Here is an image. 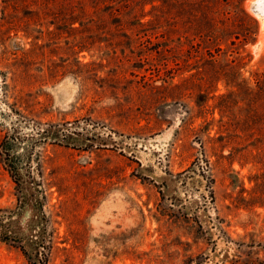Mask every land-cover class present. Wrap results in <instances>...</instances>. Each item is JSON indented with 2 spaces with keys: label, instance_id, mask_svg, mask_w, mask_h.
<instances>
[{
  "label": "rangeland",
  "instance_id": "374dc122",
  "mask_svg": "<svg viewBox=\"0 0 264 264\" xmlns=\"http://www.w3.org/2000/svg\"><path fill=\"white\" fill-rule=\"evenodd\" d=\"M251 2L218 10L239 35L216 47L186 19L99 27L77 0H0V216L33 171L19 226L36 224L44 264H264V202L247 204L264 166L238 159L255 96L239 87L264 76ZM37 259L0 236V264Z\"/></svg>",
  "mask_w": 264,
  "mask_h": 264
},
{
  "label": "trees",
  "instance_id": "16d2710c",
  "mask_svg": "<svg viewBox=\"0 0 264 264\" xmlns=\"http://www.w3.org/2000/svg\"><path fill=\"white\" fill-rule=\"evenodd\" d=\"M77 5L85 9L83 14V20L90 22L94 20H99V27L102 24L106 25L102 19H112L117 20L119 25H123V20L139 22L146 18L147 16L153 15L154 21L164 24V18H180L181 20L186 19L188 28L185 30L174 26L175 29L182 32V35L188 38L200 39L206 44L219 47L225 41L232 40L235 34H238L236 30L238 26L232 27V29H217L214 25L215 18H218V10H237V12L246 14L243 9V2L246 0H83L80 5L79 0H77ZM153 5L152 12H146V5ZM93 9L94 14L88 13L87 9ZM201 13V14H199ZM189 18V20L187 19ZM238 18V17H237ZM236 21V19H234ZM166 22V21H165ZM237 22V21H236ZM138 23V24H139ZM177 31V33H178ZM239 35V34H238ZM210 51V49H208ZM206 50V51H208ZM198 52V51H197ZM241 92L251 96L255 93V96L251 101L252 111L247 114L239 124V136L238 139H243L244 144L240 145L241 150L239 161L247 163L250 156L253 162L264 166V76H259L257 78L256 88L251 90L247 82L244 80L239 87ZM241 95V94H240ZM239 95V96H240ZM257 151L254 153V151ZM252 155L253 153L255 155ZM4 165L9 168L12 175V161H4ZM25 167V166H24ZM23 168V167H22ZM18 168L20 173H22L23 182L25 186V194L29 195V192H34L37 189L38 180L34 172L26 170V168ZM33 168V167H32ZM31 173V175H30ZM34 176V177H33ZM15 177V176H14ZM31 181V184H30ZM252 181L256 183L257 190L253 192V197L247 200V204L253 207L257 202H264V174L263 172L259 175H255ZM29 190V191H28ZM40 202L35 203L34 208L40 206ZM19 215L18 211L14 215L2 214L0 216V236L5 241H12L15 243H22L21 246L26 255L29 251H34L38 253L37 264H44V252L45 247L43 246V240L41 235H37L34 227L29 225L30 229H27L28 233L26 237L21 236L19 232H24V227L16 228L14 223V228L9 229V221L11 218ZM40 237V238H39ZM28 238L27 245L24 239Z\"/></svg>",
  "mask_w": 264,
  "mask_h": 264
},
{
  "label": "flooded vegetation",
  "instance_id": "af4514ba",
  "mask_svg": "<svg viewBox=\"0 0 264 264\" xmlns=\"http://www.w3.org/2000/svg\"><path fill=\"white\" fill-rule=\"evenodd\" d=\"M29 198L30 197L28 196V194H24V199H22L21 202L19 203V207H18V210H17L19 215H17V216H15V217L10 219V221H9V229L12 230L14 228V223H15V227L16 228H21V226H19V223L21 221L22 210H23L24 207H26L27 205H30V203H32V201H29L30 200ZM27 240H28V238L24 239V242L26 243V245H27V242H28Z\"/></svg>",
  "mask_w": 264,
  "mask_h": 264
},
{
  "label": "water",
  "instance_id": "95a60500",
  "mask_svg": "<svg viewBox=\"0 0 264 264\" xmlns=\"http://www.w3.org/2000/svg\"><path fill=\"white\" fill-rule=\"evenodd\" d=\"M261 1L262 0H252V2H251L252 3L251 7L254 8V9H256L257 13L260 12V10H257V7H258L259 2H261ZM44 138L46 139V137H44ZM24 229H25V231L24 232H19V234L21 236L26 237L28 231H27L26 227H24Z\"/></svg>",
  "mask_w": 264,
  "mask_h": 264
},
{
  "label": "bare ground",
  "instance_id": "6f19581e",
  "mask_svg": "<svg viewBox=\"0 0 264 264\" xmlns=\"http://www.w3.org/2000/svg\"><path fill=\"white\" fill-rule=\"evenodd\" d=\"M263 1V0H262ZM262 1L261 2H259V4H258V8H260L259 6H260V3H262ZM262 5H263V3H262ZM262 5H261V9H262V11H264V7H262ZM264 6V5H263ZM264 17V16H263Z\"/></svg>",
  "mask_w": 264,
  "mask_h": 264
}]
</instances>
